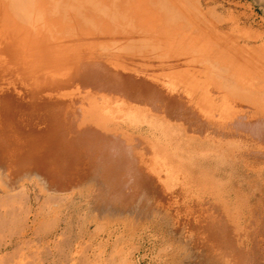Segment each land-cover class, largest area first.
Returning a JSON list of instances; mask_svg holds the SVG:
<instances>
[{
	"label": "rangeland",
	"instance_id": "374dc122",
	"mask_svg": "<svg viewBox=\"0 0 264 264\" xmlns=\"http://www.w3.org/2000/svg\"><path fill=\"white\" fill-rule=\"evenodd\" d=\"M100 1L117 19L81 27L117 34L70 46L69 18L28 23L0 0V264H264V5ZM118 77L152 89L134 101Z\"/></svg>",
	"mask_w": 264,
	"mask_h": 264
},
{
	"label": "bare ground",
	"instance_id": "6f19581e",
	"mask_svg": "<svg viewBox=\"0 0 264 264\" xmlns=\"http://www.w3.org/2000/svg\"><path fill=\"white\" fill-rule=\"evenodd\" d=\"M41 1H43V0H8V2H9V4L10 5H13L14 7H16L20 12H24V14H25V16L27 17V21H28V23H32V21L34 22V23H37V22H39V21H43L42 23H45V24H47L48 22L47 21H45V20H48V19H45V17L46 16H49V15H53V16H55V15H60V16H62V20H60L61 22H63V20H65L66 18H69V20H70V22H72L73 24H75V27L73 28H71V31H70V35L69 36H66L65 37V40L63 41L64 43H71V45L70 46H78V43L80 42H82L83 43V40H87V38L89 39V40H91V41H99L100 40V38L98 37V36H100V35H110V36H114L115 34H117V31H114L113 30V32H112V30H110V31H105V32H103V30H101V32H97V31H95V30H89V31H87L85 28H83V27H81V26H90V27H94V26H99L100 24H101V21L103 20L101 17L102 16H104V15H109V17H110V20H115V19H117V16L115 15V17H114V15H112L111 16V14L113 13V8H112V4H111V2L110 1H108V2H106V3H102L100 0H97V2H91L90 1V3H94L93 5H89V4H86V6L88 5L89 7H91V8H88V9H85V12L84 13H82L81 12V10L83 9V8H77V9H75V6H77V3L78 4H81L80 2H84V0H66L67 1V4L65 3V1H63L62 2V0H55V1H53V0H45L46 2L47 1H49L51 4L54 2V4L56 3V5L54 6V9H53V11H48V10H46L45 9V7H43L42 5H41ZM128 1V10H129V8H130V6H131V0H124V3L125 2H127ZM159 1H161V0H159ZM182 1V0H181ZM180 1V2H181ZM259 2H261L263 5H264V3H263V1L262 0H258ZM71 2V3H70ZM105 4V5H104ZM166 5L167 4V2H166V0L164 1L163 0V5ZM73 7V9L75 10V12H76V14L78 13V11H80L79 12V17L78 18H76V17H74V16H71L70 15V9ZM11 13H13V12H11ZM13 14H15V13H13ZM97 19H98V21H97ZM30 20V21H29ZM5 21V16H0V28H1V24L3 23ZM72 23H71V25H72ZM54 25H57L56 24V21L53 23ZM97 24V25H96ZM118 32H121V34L123 33L124 34V36L126 35V37L128 38V40H132L133 38H135V36H133V33H135V32H133V31H131V29L129 30V29H127V30H124V31H118ZM119 34V33H118ZM120 35H118V37H119ZM86 37V38H85ZM108 37V36H107ZM118 37H114V40H115V38L116 39H118ZM111 38V37H110ZM113 38V37H112ZM120 38H124V37H120ZM64 39V38H63ZM69 39V40H68ZM102 39V38H101ZM103 39H107V38H103ZM109 39V38H108ZM50 39H48L47 41H49ZM82 40V41H81ZM78 42V43H77ZM87 42V41H86ZM79 43V44H80ZM81 43V44H82ZM69 45V44H68ZM8 46V45H7ZM10 46V45H9ZM54 46H56L55 44H54ZM11 47H13L12 45H11ZM66 47H67V45H66ZM8 48V47H7ZM7 48H5V49H7ZM10 49V48H9ZM8 49V50H9ZM13 50H14V47L12 48ZM12 49H11V51H12ZM17 49H18V47H17ZM26 49H28V47H26ZM79 49H80V47H79ZM4 49L2 48V47H0V52H2ZM31 50V49H30ZM8 52H10V51H8ZM76 53V52H75ZM63 55H65V54H63ZM62 55V56H63ZM61 56V55H60ZM119 57H121V56H119ZM67 60V59H66ZM183 60V59H182ZM63 62V61H62ZM66 62V61H65ZM88 64V63H87ZM95 64V63H94ZM101 65V63L99 64V66ZM105 65V64H104ZM103 65V66H104ZM82 66H85V65H82ZM91 66V65H90ZM107 66V65H106ZM106 66L105 67H103L102 68V70H106V72L105 71H102L101 70V73H103L102 75L103 76H100V78L101 77H107L106 75H107V68H108V66H107V68H106ZM86 67V66H85ZM88 67V66H87ZM94 67H95V65H94ZM90 68V67H89ZM88 68V69H89ZM97 68H98V65H97ZM105 68V69H104ZM93 69V67H91V70ZM112 69V67H109L108 68V72H110V71H112V73L114 72L113 70H111ZM114 69V68H113ZM98 70H99V68H98ZM110 70V71H109ZM89 71V70H88ZM120 71V70H119ZM82 72H83V70H82ZM99 72H100V70H99ZM98 71H97V73H99ZM85 73V72H84ZM90 73H92V72H90ZM94 73V72H93ZM101 73H99V74H101ZM111 73V72H110ZM110 73H109V76H111L112 75V73H111V75H110ZM114 73H116V72H114ZM119 73V72H118ZM117 73V74H118ZM80 74H81V72H80ZM96 74V73H95ZM105 74V75H104ZM82 75V74H81ZM80 75V77L81 78H83L84 77V75H82L81 76ZM90 75H92V78H95L94 76H96V75H94L93 76V74H89V78L91 77ZM118 75H120V77H121V73H119ZM118 75H115V74H113L112 76H118ZM28 76V75H27ZM54 76V75H53ZM55 77V76H54ZM88 77H85V79L83 78V80H86V84H87V79L86 78H88ZM97 77H98V74H97ZM105 77L103 78V79H105ZM115 77V78H116ZM120 77H118L119 79H121ZM130 77V76H129ZM100 78H99V81H100ZM110 78V77H109ZM108 78V79H109ZM130 78H132V77H130ZM175 78V77H174ZM177 78H179V77H176L175 79L177 80ZM186 78V77H185ZM103 79H101L103 82H106V80L108 81V79L106 78L105 80H103ZM142 79V78H141ZM141 79H139V80H141ZM82 80V79H81ZM98 79L96 78V79H94V81H92V82H94L95 84H96V86H98V88H96V86H94V85H92V84H94V83H92L91 84V82L89 81L88 82V85L90 84V85H92V86H94L96 89H98V90H102V89H100L101 87H99L100 85L99 84H97L96 82H98L97 81ZM117 80V79H116ZM123 80L124 81H126V80H128V79H124V77H123ZM123 80L121 79L120 80V82H119V84L120 85H118V87H120V86H122V84H124L123 86H122V88L120 87V89H118L117 88V84L115 85V87H116V89L118 90L117 92H116V89H114L113 87L114 86H110V88H112V89H110L109 88V90H110V93H113V89H114V92H116V93H118L119 91H121V89H125L126 88V90H125V96H127L126 94H127V89H129V92L131 93V92H133V93H131V94H133V95H129L130 97H135L134 95V92H135V90L134 89H136V88H138V87H136V88H134V87H130L131 85H135L137 82H139V80L137 81L136 80V83H132V82H130V81H126L128 84H129V86L124 82L123 83ZM180 80H183V79H181L180 78ZM110 81L111 80H109L108 81V83L105 85L104 83H103V87L108 91V89H107V87L109 86L108 84H111L110 83ZM114 81V80H113ZM118 81V80H117ZM133 81V80H132ZM142 81V80H141ZM149 81V80H148ZM189 81V80H188ZM187 81V79H186V83L184 84V85H188V82ZM101 82V81H100ZM112 82V81H111ZM143 82V81H142ZM150 82H152V81H150ZM181 82L182 81H180V84H181ZM99 83V82H98ZM116 83V82H115ZM118 83V82H117ZM112 84H113V82H112ZM139 84H145V85H143V86H145V87H147V86H149V89L151 88L152 89V87H150V85H146V83L145 82H143V83H139ZM158 83H156V84H154L155 86H153V82H152V86L154 87L153 89H154V91H156L157 89H156V85H157ZM175 84V83H174ZM101 85H102V82H101ZM126 85V86H125ZM136 85H138V84H136ZM178 84H176V86H177ZM92 86H90V88L92 87ZM139 86V85H138ZM142 85H140V87H141ZM159 86V85H158ZM162 86H165L164 84L162 85ZM162 86H160V88L159 87H157L158 88V90L160 91V89L162 88ZM58 87V86H57ZM94 87H92V88H94ZM123 87H125V88H123ZM128 87V88H127ZM132 88L134 91H132V89L130 90V88ZM139 87V88H140ZM20 88V87H19ZM22 88V87H21ZM20 88V89H21ZM29 88H32V87H29ZM29 88H27L28 90H29ZM94 88V89H95ZM26 89V88H25ZM26 89V90H27ZM146 89H148V88H141V90H139V91H142L143 92V90H144V96H143V98L144 97H146V95H145V91H146ZM149 89L147 90V97H149V98H147L148 99V101L149 100H152L151 102H150V104L153 102V99L151 98L152 97V94H153V91H152V93H148V91H149ZM163 89V88H162ZM172 89V88H171ZM22 90H24V89H21V91ZM31 90V89H30ZM137 90V91H138ZM157 90V91H158ZM167 90V89H166ZM99 91V92H100ZM105 91V90H104ZM127 91V92H126ZM156 91V92H157ZM162 92L164 91V90H161ZM175 91H177V90H175ZM106 92V91H105ZM123 92H124V90H123ZM129 92H128V94H129ZM150 92H151V90H150ZM178 92H179V90H178ZM177 92V93H178ZM107 93V92H106ZM122 93V92H121ZM139 93V92H138ZM164 93H166L167 95H168V92H163L162 94H163V96H165V97H163V96H161L162 98H167L168 99V97L164 94ZM180 93V92H179ZM182 93V92H181ZM115 94V93H114ZM113 94V95H114ZM119 94H120V92H119ZM118 94V95H119ZM123 94V93H122ZM151 94V95H150ZM159 93H157L156 95H155V92H154V95L155 96H159L158 95ZM171 94V93H170ZM25 96V95H24ZM129 96L127 97L128 98V100H130V103H132L133 101V99H134V101H136V99H137V97H135V98H133L132 97V100H131V98L129 99ZM171 96H173V94H171ZM15 97V96H14ZM178 97V96H177ZM32 98V97H31ZM138 98H139V96H138ZM142 98V99H143ZM155 98H157V97H154V102H153V104L156 106V103H157V101H158V99L160 98V96H159V98L158 99H155ZM170 98V97H169ZM17 99H18V97H17ZM17 99H15L14 98V100H17ZM141 99V100H142ZM147 99H145V100H147ZM177 99V98H176ZM179 99V98H178ZM55 100V99H54ZM61 100V99H60ZM144 100V99H143ZM142 100V101H143ZM145 100H144V103H145ZM157 100V101H156ZM159 100H163V99H159ZM169 100V99H168ZM8 101V100H7ZM10 101V100H9ZM62 101V100H61ZM127 101V100H126ZM132 101V102H131ZM147 101V102H148ZM17 102V101H16ZM69 102V101H68ZM156 102V103H155ZM182 102V101H181ZM1 103H2V100H1ZM37 103V102H36ZM44 103V102H43ZM59 103V102H58ZM65 103V102H64ZM79 103H80V101H79ZM141 103V102H140ZM160 103V102H159ZM8 104V103H7ZM7 104H6V106H7ZM12 105H13V101H12V103H11ZM30 104V103H29ZM41 104V103H40ZM54 104V103H53ZM57 104V103H56ZM60 104V103H59ZM62 104V103H61ZM142 104H143V102H142ZM141 104V105H142ZM146 104V103H145ZM152 104V105H153ZM158 104V103H157ZM182 104V103H181ZM185 104V103H184ZM183 104V105H184ZM2 105V104H1ZM12 105H10L11 107H12ZM21 105V104H20ZM58 105V104H57ZM149 105V104H148ZM162 105V104H161ZM170 105V104H169ZM17 106V105H16ZM24 106V105H23ZM30 106V105H29ZM159 106V105H158ZM165 106H166V104H165ZM176 106V105H175ZM174 106V107H175ZM179 106H180V104H179ZM182 106V105H181ZM180 106V107H181ZM186 106V105H185ZM191 106V105H190ZM3 107H4V105H3ZM8 107H9V104H8ZM10 107V108H11ZM18 107V106H17ZM32 107H33V105H32ZM39 107V106H38ZM162 107V106H161ZM187 107V106H186ZM189 107V106H188ZM192 108L194 107V106H191ZM190 107V109H192ZM10 108H7V109H10ZM16 108V107H15ZM24 108H25V106H24ZM36 108V107H35ZM34 108V109H35ZM52 108V107H51ZM59 108V107H58ZM155 107H153L152 108V110L154 109ZM2 109V108H1ZM3 109H5V108H3ZM2 109V110H3ZM27 109H30V108H27ZM27 109H25V110H27ZM38 109V108H37ZM48 109V108H47ZM46 109V110H47ZM56 109V108H55ZM67 109V108H66ZM158 109H159V107H158ZM157 109V107H156V110H158ZM171 109V108H170ZM2 110H0V112L2 111ZM10 110H14V107H12ZM17 110V109H16ZM15 110V111H16ZM36 110V109H35ZM65 110V109H64ZM174 110H175V112L177 111L175 108H174ZM179 110H180V108H179ZM181 110H185V108H183V109H181ZM22 111V110H21ZM33 111V110H32ZM56 111V110H55ZM168 111V110H167ZM186 111H188V109L186 110ZM20 112V111H19ZM27 112V111H26ZM28 112H30V111H28ZM62 112H63V110H62ZM159 112V111H158ZM179 112V111H178ZM182 112V111H181ZM184 112V111H183ZM10 113V112H9ZM8 113V114H9ZM11 113H12V111H11ZM10 113V114H11ZM20 113H22V112H20ZM30 113H33V112H30ZM39 113V112H38ZM180 113V112H179ZM187 113V112H186ZM191 113V112H190ZM7 113H6V116H10V114L8 115ZM19 114V113H18ZM18 114H16L17 116H19ZM24 114V113H23ZM34 114V113H33ZM32 114V115H33ZM37 114V113H36ZM166 114V113H165ZM167 114H168V112H167ZM196 114H198V113H196ZM1 115H2V113H1ZM4 116H5V114H3ZM2 115V116H3ZM31 115V116H32ZM168 115H170V114H168ZM190 115V114H189ZM195 115V114H194ZM201 115V114H200ZM200 115H198V118H200L199 116ZM2 116H0V117H2ZM13 116H15V115H13ZM133 116V115H132ZM173 116H176V114L174 115V113H173ZM184 116V115H183ZM192 117H193V115H191ZM23 117V116H22ZM42 117V116H41ZM61 117V116H60ZM172 117V116H171ZM188 117V116H187ZM196 117V116H195ZM9 118V117H8ZM12 118V117H11ZM32 118V117H31ZM44 118V117H43ZM175 118V117H174ZM186 118V117H185ZM190 118V117H189ZM194 118V117H193ZM1 119V118H0ZM2 119H3V117H2ZM17 119V118H16ZM37 119V118H36ZM190 119H192V118H190ZM195 119H197V117L195 118ZM4 120H6L5 118H4ZM33 120V119H32ZM14 121V120H13ZM190 121V120H189ZM198 121V120H197ZM205 121V120H204ZM6 122L8 123V121L6 120ZM16 122V121H15ZM23 122V121H22ZM28 122V121H27ZM184 122H186V121H184ZM200 122H202V121H200ZM261 122V121H260ZM7 123H3V125L4 124H6V126H7ZM12 123V122H11ZM187 123V122H186ZM191 123V122H190ZM198 122H196L195 124H197ZM203 123V125H204V123L205 122H202ZM2 124V123H1ZM52 124H53V122H52ZM64 124V123H63ZM194 124V125H195ZM199 124V123H198ZM201 124V123H200ZM26 125H27V123H26ZM66 125V124H65ZM192 125V124H191ZM207 125V124H206ZM5 126V125H4ZM3 126V127H4ZM5 126V127H6ZM13 126V125H12ZM29 126H30V124H29ZM63 126V125H62ZM189 126V125H188ZM198 126V125H197ZM19 127H21V126H19ZM64 127V126H63ZM67 127V126H66ZM65 127V128H66ZM201 127H203L202 125H201ZM205 127V126H204ZM22 128V127H21ZM59 128V127H58ZM57 128V129H58ZM190 128H191V126H190ZM197 128V127H196ZM4 129V128H3ZM12 129V128H11ZM15 129H16V127H15ZM59 129H61V128H59ZM64 129V128H63ZM92 129V128H91ZM5 130V129H4ZM3 130V131H4ZM81 130V129H80ZM93 130V129H92ZM91 130V131H92ZM190 130V129H189ZM2 131V132H3ZM17 131V130H16ZM23 131V130H22ZM42 131V130H41ZM54 131V130H53ZM64 131H66V129L64 130ZM198 131V130H197ZM202 131V130H201ZM0 132H1V130H0ZM1 132V133H2ZM19 132H20V129H19ZM68 132V131H67ZM67 132H64V134H66ZM4 133H6V132H4ZM16 133V132H15ZM23 133V132H22ZM27 133V132H26ZM54 133V132H53ZM87 132H84V134H86ZM3 134V133H2ZM1 134V135H2ZM14 134V133H13ZM18 134H20L21 135V133H18ZM25 134V133H24ZM59 134H63V132H61V133H59L58 132V135ZM81 134H83V133H81ZM32 135V134H31ZM36 135V134H35ZM42 135V134H41ZM87 135V134H86ZM97 135V134H96ZM3 136V135H2ZM23 136V135H22ZM43 136V135H42ZM65 135H63V137H64ZM80 136V135H79ZM78 136V137H79ZM94 136V135H93ZM1 137V136H0ZM32 137V136H31ZM36 137H38V136H36ZM40 137V136H39ZM38 137V138H39ZM45 137V136H44ZM54 137L56 138V136L54 135ZM61 137V136H60ZM83 137H84V135H83ZM97 137V136H96ZM7 138V137H6ZM21 138H23V137H21ZM33 138V137H32ZM48 138V137H47ZM47 138H46V140H47ZM62 138V137H61ZM66 138V137H65ZM67 138H68V136H67ZM16 139V138H15ZM52 139V138H51ZM54 139V138H53ZM79 139V138H78ZM86 139V138H85ZM101 139V138H100ZM104 139V138H103ZM32 140V139H31ZM56 140H57V138H56ZM73 140V139H72ZM76 140H77V138H76ZM89 140V139H88ZM87 140V141H88ZM53 141V140H52ZM61 141V140H60ZM67 141V140H66ZM65 141V142H66ZM78 142H79V140H77ZM97 141V140H96ZM1 142H2V140H1ZM31 142V141H30ZM34 142V141H33ZM64 142V141H63ZM62 142V143H63ZM90 142V141H89ZM28 143V142H27ZM39 143H40V141H39ZM50 143V142H49ZM53 143V142H52ZM59 142L57 141V143L55 142V144H58ZM61 143V144H62ZM38 144V143H37ZM46 144H47V142H46ZM64 144V143H63ZM84 144V143H83ZM90 144H92V143H90ZM95 144V143H94ZM100 144H102V143H100ZM106 144V143H105ZM58 145H60V144H58ZM67 145H68V143H67ZM72 145V144H71ZM78 146H79V143L77 144ZM82 145V144H81ZM89 145V144H88ZM103 145V144H102ZM27 146V145H26ZM49 146V145H48ZM51 146H53V145H51ZM57 146V145H56ZM66 146V145H65ZM87 146V145H86ZM94 146V145H93ZM61 147V146H60ZM71 147V146H70ZM74 147H75V144H74ZM77 147V146H76ZM80 147V146H79ZM82 147V146H81ZM90 147V146H89ZM98 146H96V148H97ZM59 148V147H58ZM65 149H66V147H64ZM107 148V147H106ZM16 149V148H15ZM18 149V148H17ZM51 149V148H50ZM56 149H57V147H56ZM67 149H68V147H67ZM85 149V148H84ZM94 149V148H93ZM101 149V148H100ZM46 150V149H45ZM54 150V149H53ZM74 150H77V148H75ZM73 150V151H74ZM78 150H79V148H78ZM52 151V150H51ZM58 151V150H57ZM63 151H65V150H63ZM68 151V150H67ZM44 152V150H42V153ZM49 152V151H48ZM54 152V151H53ZM52 152V153H53ZM56 152V151H55ZM8 153V152H7ZM37 153V152H36ZM47 153V152H46ZM60 153V152H59ZM63 153V155H65V153L64 152H62ZM69 153V152H68ZM68 153H66V154H68ZM75 153H78V151L76 152L75 151ZM74 153V154H75ZM83 153V152H82ZM85 153V152H84ZM83 153V154H84ZM95 153V152H94ZM112 153V152H111ZM23 154V153H22ZM31 154H33V153H31ZM58 154V152L56 153V155ZM74 154H72V155H74ZM107 154V153H106ZM113 154H114V152H113ZM128 154V153H127ZM29 155V154H28ZM41 155V154H40ZM44 155H45V153H44ZM43 155V156H44ZM42 156V157H43ZM69 156V155H68ZM68 156H62L63 158H70V156L68 157ZM76 156V155H75ZM26 157V156H25ZM45 157H48V156H45ZM106 157V156H105ZM113 157V156H112ZM117 157V156H116ZM2 158V157H1ZM72 158V157H71ZM80 158V157H79ZM4 159V158H3ZM25 159V158H24ZM88 159H89V157H88ZM27 160H28V156H27ZM47 160H48V158H47ZM54 160V159H53ZM106 160V159H105ZM112 160V159H111ZM118 160V159H117ZM14 161V160H13ZM35 161V160H34ZM65 161V160H64ZM79 161H81L80 159H79ZM38 162V161H37ZM41 162V161H40ZM57 162H58V160H57ZM63 162V161H62ZM67 162H68V160H67ZM72 162V161H71ZM78 163V162H77ZM116 163V162H115ZM25 164V163H24ZM40 163H38V165H39ZM44 164V163H43ZM47 164V166H48V162L46 163ZM28 165V164H27ZM33 165V164H32ZM35 165V164H34ZM33 165V166H34ZM57 165H59V164H57ZM56 165V166H57ZM75 165V164H74ZM88 165V164H87ZM107 165V164H106ZM35 166H37V165H35ZM80 166H82V165H80ZM85 166V165H84ZM113 166V165H112ZM115 166V165H114ZM126 165L124 164V167H125ZM38 167H40V166H38ZM38 167H37V169H38ZM76 167V166H75ZM107 167V166H106ZM111 167V166H110ZM41 168H42V166H41ZM40 168V169H41ZM44 168V167H43ZM78 168V167H77ZM116 168V167H115ZM144 168V167H143ZM66 169V168H65ZM69 169V168H68ZM71 169V168H70ZM112 169V168H111ZM110 169V171H111V173H112V170ZM121 169V168H120ZM130 169H131V167H130ZM72 170H74V169H72ZM88 170H90V169H88ZM108 170V169H107ZM118 170V169H117ZM116 170V171H117ZM124 170V169H123ZM75 171V170H74ZM114 171V170H113ZM76 172V171H75ZM117 173H119V172H117ZM111 175V174H110ZM122 175H124V174H122ZM127 175V174H126ZM113 176L114 175H112V178H113ZM125 176V175H124ZM134 176V175H133ZM118 177H120V176H118ZM128 177V176H127ZM121 178V177H120ZM124 178V177H123ZM114 179V178H113ZM130 179V178H129ZM115 180H116V178H115ZM120 180V179H119ZM125 180H126V178H125ZM124 181V180H123ZM128 181V180H127ZM130 181H131V179H130ZM117 182V181H116ZM134 182V181H133ZM119 184H121V182L119 183ZM130 184V183H129ZM150 184V183H149ZM116 185V184H115ZM131 185V184H130ZM130 185H129V187H130ZM142 185V184H141ZM163 185V184H162ZM135 185H133L132 187H134ZM144 186H146L147 187V183L144 185ZM143 186V187H144ZM126 187V186H125ZM137 187V186H136ZM140 187V186H139ZM124 188V187H123ZM131 188V187H130ZM129 188V189H130ZM135 188V187H134ZM134 188H133V193H134ZM119 190H120V188H118ZM143 189V188H142ZM145 189H147V188H145ZM151 189V188H150ZM147 190H149V188L147 189ZM152 190V189H151ZM150 190V191H151ZM165 190V189H164ZM181 190V189H180ZM121 191V190H120ZM138 191V190H137ZM145 191V190H144ZM143 192V190L141 191V193ZM153 192V191H152ZM165 192V191H164ZM170 192V191H169ZM175 192H177V191H175ZM138 193H140L139 191H138ZM141 193H140V195H141ZM147 193H149L150 194V192H147ZM126 194H128V193H126ZM126 194H125V196H126ZM153 194V193H152ZM122 195H123V192H122ZM131 195H133V194H131ZM131 195H130V197H131ZM138 195V194H137ZM142 195H145V193L144 194H142ZM173 195V194H172ZM135 196H136V194H135ZM153 196H154V194H153ZM123 197V196H122ZM127 197H129V196H127ZM126 197V198H127ZM129 197V198H130ZM124 198V197H123ZM136 198V197H135ZM143 198V197H142ZM146 198V197H145ZM148 198V197H147ZM154 199V198H153ZM127 201V200H126ZM142 201H144V200H142ZM142 203V202H141ZM185 203V202H184ZM225 259H227V258H225ZM224 262V261H223Z\"/></svg>",
	"mask_w": 264,
	"mask_h": 264
}]
</instances>
